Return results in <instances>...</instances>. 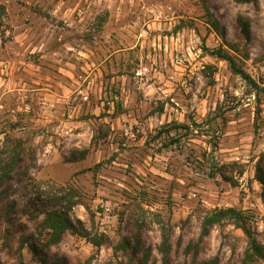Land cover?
Instances as JSON below:
<instances>
[{
    "label": "rangeland",
    "instance_id": "1",
    "mask_svg": "<svg viewBox=\"0 0 264 264\" xmlns=\"http://www.w3.org/2000/svg\"><path fill=\"white\" fill-rule=\"evenodd\" d=\"M206 1L264 88V0ZM222 43L202 0H0V160L19 161L1 187L0 264H43L21 243L46 240L50 196L73 197L74 221L108 238L68 230L51 247L65 264L128 260L120 242L139 236L161 264L163 234L173 264H241L242 225L264 244V89L211 53ZM229 207L243 217L201 239Z\"/></svg>",
    "mask_w": 264,
    "mask_h": 264
},
{
    "label": "trees",
    "instance_id": "2",
    "mask_svg": "<svg viewBox=\"0 0 264 264\" xmlns=\"http://www.w3.org/2000/svg\"><path fill=\"white\" fill-rule=\"evenodd\" d=\"M239 2H254L255 4L259 0H237ZM205 8V22L217 33V35L222 40V45L219 48H214L211 53L221 59L228 62L233 73L241 76L248 84L253 88L255 94H260V86L256 80L244 69L242 68L235 55L230 53L224 44L229 45V48L236 51L237 49L233 44L227 41V33L225 27L222 25L221 21L212 12L209 4L206 0H202ZM239 25L241 26L242 33L245 37H250V19L244 16H239ZM178 127H186L189 131V125L177 124L174 129ZM187 131L185 132L186 135ZM162 133V130L159 133ZM182 136V135H180ZM181 138V137H180ZM180 138H176L173 141H179ZM3 162L5 164L2 166V173H0V197L3 195V190L1 187L5 186L6 181H10L11 173L19 166V161L16 157L10 158L5 162V159L0 160V164ZM210 175H214L210 174ZM256 179L262 185V198L264 199V152L261 154L259 160L256 164ZM62 189V188H61ZM63 190V189H62ZM52 191V190H51ZM50 202L47 201L44 207V217L40 223L41 233L44 231V236L46 240L43 242L42 246H39L38 242H32L29 237L23 238L21 245L30 244L34 253L43 261V264H65V259L59 256L57 253L51 251V247L57 244L63 237V235L68 231L72 230L84 237L90 238L94 245L100 246L104 241H107L104 235L99 238L91 236V233L85 228L81 222H75L71 217V210L74 206L73 197H57L50 196ZM38 217V216H36ZM233 217L240 219L242 213L236 208L229 207L225 209H220L212 214H208L203 222V231L201 234V239L207 236L210 232L211 227L222 221L223 218ZM248 237V246L245 250V254L241 264H259L260 260H264V244L260 242L257 237L251 232L249 228L242 225L240 226ZM120 246L124 249H131L132 253L128 260H119L115 264H153L151 263V249L145 247L141 236L137 237L135 242L132 243L129 240L120 242ZM159 253L161 255V264H173L171 261V242L168 235L163 234L161 243L158 247ZM197 264H218V257H212L209 259L201 260Z\"/></svg>",
    "mask_w": 264,
    "mask_h": 264
}]
</instances>
